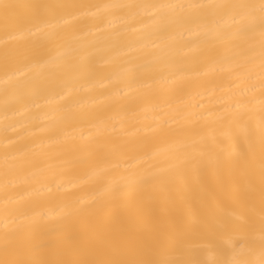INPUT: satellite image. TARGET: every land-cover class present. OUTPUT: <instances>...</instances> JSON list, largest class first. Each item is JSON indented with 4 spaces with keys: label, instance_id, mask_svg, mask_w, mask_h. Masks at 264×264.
Here are the masks:
<instances>
[{
    "label": "bare ground",
    "instance_id": "1",
    "mask_svg": "<svg viewBox=\"0 0 264 264\" xmlns=\"http://www.w3.org/2000/svg\"><path fill=\"white\" fill-rule=\"evenodd\" d=\"M10 2L67 7L51 10L56 27L49 25L45 10L31 23L7 30L0 21V235L5 223L21 225L17 239L41 246L35 258L54 260L62 258L56 253L72 241L48 246L49 240L91 231L107 217L119 229L118 218L134 214L132 230L147 233L153 224L149 212L141 215L124 203L104 205L98 193L128 171L155 173L176 156L189 158L186 170L168 174L165 187L144 194L146 206L158 205L160 222H170L177 210L185 224L241 222L252 163L245 130L258 131L264 99L258 36L256 69L237 79L234 44L215 38L219 17L201 6L260 0ZM158 4L184 7L160 10L153 19L152 9L98 7ZM130 13L141 21L135 25L137 33L128 27ZM241 96L251 103L239 123L218 121ZM6 124L16 131L5 132ZM70 207L85 213L67 216ZM89 212L94 213L91 221ZM236 235L254 243L242 242L225 255L193 235L190 247L202 251L162 249L157 258L260 264L264 250L258 215L253 231Z\"/></svg>",
    "mask_w": 264,
    "mask_h": 264
},
{
    "label": "snow or ice",
    "instance_id": "2",
    "mask_svg": "<svg viewBox=\"0 0 264 264\" xmlns=\"http://www.w3.org/2000/svg\"><path fill=\"white\" fill-rule=\"evenodd\" d=\"M67 7L64 5L15 3L10 0H0V21L5 29L10 25H21L31 23L37 18L41 10L50 13L48 21L51 27L57 24L53 21L51 10ZM84 7V6H73ZM104 9L109 8H146L152 9L153 13L149 19H153L160 10H175L183 8V5L158 4V5H102ZM201 7L214 9V15L218 16L217 31L215 38L233 43L235 51L231 57L234 62V69L237 72V79L247 74L249 77L256 69L255 49L257 47L256 37L258 36L259 47V71L261 79V93L264 95V0L259 3H233L216 4ZM67 23V21H64ZM132 33L140 31L135 25L141 23L135 13H130L127 21ZM237 40L240 43H235ZM251 101L243 96L229 104L224 113L217 117L218 121L227 120L231 125L238 124L245 114V109ZM262 116L258 125V131L245 130L247 143V154L252 163L249 165L245 177L244 199L248 205L245 217L240 223L229 221L194 220L191 224L182 222L183 212L177 210L176 216L168 223H161L156 213L158 205L152 202L149 205L144 203V194L150 188L166 186L168 174H182L190 160L187 156H176L173 162L166 168H160L155 173L144 174L135 171H128L122 175L119 181L110 182L99 191L98 195L104 205L124 203L136 212L143 215L145 211L153 217V224L147 233H138L130 227L136 220L134 214L127 217H120V227L117 229L111 217L98 221L99 226L93 227L91 231L67 232L62 236L54 237L47 242L48 246L58 243L59 240L72 241L66 248L59 250L56 255L60 259L46 260L37 259V249L40 245L28 246L17 239V233L21 232V225L9 227L4 225V232L0 235V264H193L191 261H172L157 258L162 249H173L176 251H202L203 248H191L189 240L193 235H199L201 239L208 241V247H215L221 254L235 251L242 242L251 245L254 241L246 236H237V233H247L256 228L257 215L260 229V246L264 250V99L260 100ZM15 127L5 125V132ZM193 152L197 150V143L192 142ZM258 149V164L257 160ZM150 201L151 197L148 198ZM257 204L259 212L257 214ZM85 213L81 208H68L67 216H81ZM94 213H87V219L91 221ZM94 233V235H93ZM201 264V262H195ZM214 264H248L247 261L238 260H217ZM260 264H264L261 260Z\"/></svg>",
    "mask_w": 264,
    "mask_h": 264
}]
</instances>
